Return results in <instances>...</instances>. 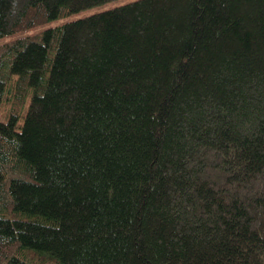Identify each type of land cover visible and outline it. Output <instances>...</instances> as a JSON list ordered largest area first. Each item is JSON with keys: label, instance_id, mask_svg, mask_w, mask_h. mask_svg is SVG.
<instances>
[{"label": "trees", "instance_id": "obj_1", "mask_svg": "<svg viewBox=\"0 0 264 264\" xmlns=\"http://www.w3.org/2000/svg\"><path fill=\"white\" fill-rule=\"evenodd\" d=\"M109 1L0 0V38ZM0 264H264V0L1 44Z\"/></svg>", "mask_w": 264, "mask_h": 264}, {"label": "rangeland", "instance_id": "obj_2", "mask_svg": "<svg viewBox=\"0 0 264 264\" xmlns=\"http://www.w3.org/2000/svg\"><path fill=\"white\" fill-rule=\"evenodd\" d=\"M127 1H131V0H112V1H109V2H107L105 4H102V5H99V6L97 5V6L88 8L86 10H82V11H80L78 13L70 14L67 17H64V18L49 22L48 24L46 23L45 25L32 27L31 29L23 31V32H15V33H13L11 35H8L6 37L0 38V45L6 43V42H8V41H10V40H12V39H14L16 37H21V36H25V35H28V34L37 33V32L41 31L43 28H45V27H47L49 25H53L55 23H60V22L65 21L67 19H73V18H76V17H79V16H84V15H87L89 13H92V12H95V11H98V10H101V9H105L107 7L115 6L117 4H121V3H124V2H127ZM14 82L15 81L12 80L11 84H14ZM9 90H10V92H9ZM10 93L13 95V91L11 90V85H9V88L7 90V95H9ZM29 97H30V92H28V97L26 99V104L29 102ZM11 106H12V102L11 101L6 102V104L4 106V111L5 112L7 111V112L4 113L3 115H1L2 119L5 120L7 118L6 116L9 114V111H10L9 109L11 108Z\"/></svg>", "mask_w": 264, "mask_h": 264}]
</instances>
